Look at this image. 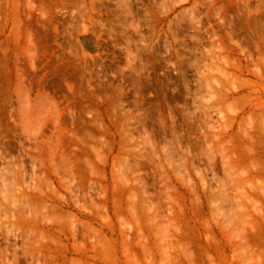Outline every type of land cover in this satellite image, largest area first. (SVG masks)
Segmentation results:
<instances>
[{"label": "rangeland", "instance_id": "rangeland-1", "mask_svg": "<svg viewBox=\"0 0 264 264\" xmlns=\"http://www.w3.org/2000/svg\"><path fill=\"white\" fill-rule=\"evenodd\" d=\"M0 76V264H264V0H0Z\"/></svg>", "mask_w": 264, "mask_h": 264}, {"label": "bare ground", "instance_id": "bare-ground-1", "mask_svg": "<svg viewBox=\"0 0 264 264\" xmlns=\"http://www.w3.org/2000/svg\"><path fill=\"white\" fill-rule=\"evenodd\" d=\"M0 78H1V76H0ZM1 80H2V79H1ZM1 83H2V82H1ZM1 85H3V84H1ZM1 85H0V86H1ZM0 89H3V87L0 88ZM2 91H3V90H2ZM4 91H5V90H4ZM134 91H135V90H134ZM3 94H6V92L3 93ZM135 94H136V92H135ZM0 95H1V93H0ZM22 98H23V97H22ZM22 98H21V99H22ZM0 99H1V98H0ZM2 99H4L3 96H2ZM2 101H3V100H2ZM2 101H1V102H2ZM1 102H0V103H1ZM3 102H4V101H3ZM3 102H2V104H3ZM21 102H22V101H21ZM159 102H160V101H159ZM2 104H1V105H2ZM134 104H135V102H134ZM136 104H137V103H136ZM137 105H138V104H137ZM4 106H5V105H3V107H4ZM162 107H163V105H162ZM0 108H1V107H0ZM1 109H2V108H1ZM1 109H0V110H1ZM2 111H4V109H3ZM5 112H6V111H5ZM2 113H3V112H2ZM2 113H1V114H2ZM6 113H7V112H6ZM0 117H1V116H0ZM4 117H5V116H4ZM4 117H2V118H4ZM0 120H1V121H0V128H1V125H2L4 122H2V119H1V118H0ZM4 120H5V119H3V121H4ZM146 121H147V120H146ZM146 121H145V123H146ZM5 122L7 123V121H5ZM1 123H2V124H1ZM6 125H7V124H5V125L3 124V125H2V130H4V129H3V126H6ZM4 128H6V127H4ZM138 134H139V133H138ZM142 135H143V133H142ZM142 135H140V136H142ZM145 135H147V134L145 133ZM145 135H144V137H145ZM0 136H1V134H0ZM2 136H3V135H2ZM2 136H1V139L3 138ZM4 136H5V135H4ZM13 136L15 137L16 135L14 134ZM147 136H148V135H147ZM147 136H146L145 138H147ZM5 137H6V136H5ZM9 138L11 139L12 136H11V137H8V138L6 137V141H5L4 143H7V140L10 141ZM140 138H141V137H140ZM140 138H139V140H140ZM14 139H15V138H14ZM174 139H175V138H174ZM178 139H179V137H178ZM11 140H13V139H11ZM15 140H16V139H15ZM15 140H14V141H15ZM36 140H37V139H36ZM135 140H136V139H135ZM137 140H138V138H137ZM141 140H142V138H141ZM145 140H147V139H145ZM16 141H17V140H16ZM171 141H174L173 138H172ZM38 142H41V141H38ZM43 142H44V141H43ZM43 142H42V143H43ZM2 143H3V142H2ZM2 143H0V144H1V145H4V144H2ZM34 143H35V142H34ZM36 144H39V143H36ZM9 145H10V144H9ZM34 145H35V144H34ZM4 146L6 147V145H4ZM13 146H14V145H13ZM19 146H20V144H19ZM43 146H44V145H43ZM43 146H42V149L44 148ZM0 147H2L1 149L4 148L3 146H0ZM24 148H25V147H24ZM9 149H10L11 152L13 151V150H11V149H12L11 147H10ZM26 149H27V148H26ZM34 149H35V148H34ZM36 149H37V148H36ZM4 150H5V149H4ZM30 150H31V149H30ZM32 150H33V149H32ZM43 150H47V149H43ZM8 151H9V150H8ZM10 151H9V152H10ZM25 151H27V150H25ZM47 151H48V150H47ZM3 152H5V151H3ZM11 152L9 153V155H10V154H14L13 152H12V153H11ZM28 152H29V150H28ZM33 152H34V151H33ZM7 153H8V152H6V154H7ZM36 153L39 154L40 151H39V152L36 151ZM42 153H43V152H42ZM30 154H31V152H30ZM43 154H44V153H43ZM0 156L2 157V150H0ZM31 156L35 157L33 154H31ZM49 156H50V155H49ZM17 157H18V156H17ZM33 157H32V159H33ZM44 157H45V156H44ZM2 158H4V157H2ZM7 158H8V157H6V159H7ZM12 158H14V156H12ZM12 158L10 157V159H9V160L7 159V160H8V161H11ZM15 158H16V157H15ZM15 158H14V159H15ZM34 159H35V161H36L37 159L40 160L38 157H37V159H36V157H35ZM2 160H4V159H2ZM18 160H20V159H18ZM38 160H37V162H38ZM12 161L15 162V160H12ZM12 161H11V163H9V164H12ZM21 162H24V160H23V161L21 160ZM32 162H33V161H32ZM32 162H31V163H28V162H27V164H30L31 167L33 168L34 165H36V162H35V163L33 162L34 165L32 164ZM39 163H41V162L39 161ZM6 164H8V162H7ZM6 164H5V165H6ZM15 165H16V164H15ZM24 165H26V164H24ZM0 166H1L0 170L3 169V166H2V165H0ZM11 166H12V165H11ZM8 167H9V166H8ZM26 167H27V166H26ZM29 167H30V166H29ZM35 167H36V166H35ZM38 167H39V166H37V168H38ZM17 168H18V167H17ZM17 168H16V170L18 171ZM11 169H12V168H11ZM34 169H35V168H34ZM27 170H28V169H27ZM36 170H37V169H36ZM1 171H2V170H1ZM3 171L5 172L6 170L4 169ZM13 171H14V169H13ZM30 171H32V170L30 169ZM33 171L35 172V170H33ZM33 171H32V172H33ZM14 172H15V171H14ZM18 172H19V171H18ZM18 172H17V173H18ZM7 173H8V172H7ZM7 173L5 172V174H7ZM30 173H31V172H30ZM30 173H29V174H30ZM1 174H2V173H1ZM31 174H32V173H31ZM8 175H13V173H12V174H8ZM2 176H3V175H2ZM6 177L9 178L8 176L5 175V178H6ZM16 177H18V176H16ZM16 177H15V179H16ZM31 177H32V175H31ZM2 178H4V177H1V179H2ZM7 178H6V180H8ZM9 179H11V178H9ZM18 179H19V178H17V180H18ZM135 179H136V178H135ZM3 180H5V179H3ZM3 180H2V181H3ZM6 180H5V181H6ZM138 180H139V179H138ZM138 180H137V182H138ZM11 181H12V183H13V185H14V184H15L14 181H13V180H11ZM11 181H10V182H11ZM140 181H141V179H140ZM0 182H1V180H0ZM7 182H8V186H10V185H9V184H10L9 181H7ZM7 182H5L6 185H7ZM17 182H19V180H18ZM141 182H142V181H141ZM141 182H140V183H141ZM3 183H4V182H3ZM140 183H139V184H140ZM16 184H17V183H16ZM133 184H134V183H133ZM141 184H143V182H142ZM4 186H5V185H4ZM15 186H16V185H15ZM15 186H14V187H15ZM133 186H135V184H134ZM139 186H141V185H139ZM139 186H138V187H139ZM142 186H143V185H142ZM0 187H1V186H0ZM5 187H6V186H5ZM35 187H38V186L36 185ZM79 187H81V186H79ZM82 187H83V181H82ZM82 187H81V188H82ZM138 187H137V188H138ZM144 187H145V186H144ZM12 188H13V187H12ZM12 188H10V189L13 190ZM38 188H40V187H38ZM38 188H36V189H38ZM3 189H4V188H3ZM3 189H1V191H2ZM8 189H9V188H8ZM8 189H7V190H8ZM10 189H9V190H10ZM34 189H35V188H34ZM34 189H33V190H34ZM36 189H35V190H36ZM41 189H42V188H41ZM79 189H80V188H79ZM82 189H83V188H82ZM138 189H139V188H138ZM7 190H6L5 193H7ZM9 190H8V191H9ZM11 190H10V192H12ZM35 190H34V192H36ZM39 190H40V189H39ZM39 190H38L37 192H40ZM51 190H52V189L50 188V191H49V192H51ZM53 190H54V189H53ZM70 190H71V189H70ZM144 190H146V189H143V190L140 189V191H144ZM14 191H15V188H14V190H13V193H10V192H8V193L14 195V194L16 193V192L14 193ZM22 191H23V190H22ZM71 191H72V190H71ZM42 192H44L43 189L41 190V193H40V194H42ZM1 194H2V193H1ZM1 194H0V195H1ZM10 194H8V196H9ZM17 194H18V193H17ZM17 194H16V195H17ZM5 195H6V194H5ZM25 195H26V193L24 194L23 198L25 197ZM44 195H45V194H44ZM2 196H3L4 198L7 197L6 199H8V198L10 199V198L13 197L12 195H11L10 197H8V196H4V195H2ZM14 196H15V195H14ZM18 196H19V195H18ZM18 196H16V198H17ZM32 196H33V194H32L31 196L29 195L28 197H31V198H32ZM20 197H22V196H20ZM28 197H27V195H26V197H25L26 200L28 199ZM0 198H1V196H0ZM4 198H3V199H4ZM14 198H15V197H14ZM14 198H12L11 200H15V199H16V198H15V199H14ZM18 198H19V197H18ZM1 199H2V198H1ZM32 199H33V198H32ZM40 199L42 200V198H40ZM40 199H39V200H40ZM18 200H19V199H18ZM34 200H35L36 203H38V202L41 201V200H40V201H39V200L36 201L37 199H33V201H34ZM43 200H44V199H43ZM2 201H3V200H2ZM2 201H0V204H2L3 202H4V203H8V202H6L5 200H4L3 202H2ZM33 201H32V202H33ZM18 202H19V201H18ZM18 202H16V200H15V203H17L18 205H19V204L21 205V202H20V203H18ZM30 202H31V201H28L29 204H30ZM32 202H31V203H32ZM22 203H23V202H22ZM40 203H41V202H40ZM8 204H9V203H8ZM8 204H7V205H8ZM17 204H15V207H17ZM23 204H24V203H23ZM5 205H6V204H5ZM20 205H19V206H20ZM27 205H28V204H27ZM30 205H31V204H30ZM30 205H29V207L34 206L33 208H35V207L37 208V205H38V204H35L36 206H35V205H31V206H30ZM41 205H42V204H41ZM19 206H18V208H19ZM38 206H39V205H38ZM3 207L5 208V206H3ZM21 207L24 208V206H22V205H21ZM6 208H8V207H6ZM18 208L16 209L17 211L20 210V209L18 210ZM39 208H40V206H39ZM41 208H42V206H41ZM41 208H40L39 210H41ZM24 210H25V209H24ZM27 210H28V209H27ZM0 211H3V209L0 208ZM6 211H7V209H6ZM30 211H31V210H30ZM35 211H36V210H35ZM35 211H34V212H35ZM13 212H14V210H13ZM21 212H22V210H21ZM32 212H33V211L28 212V214L33 215V216H30V215H29V216H30V218H29V217H27V215H26V216H25V217H26L25 221H30L29 219H31V220H35V219H36L35 222H38L37 219H39V218H36V217H38L39 214H40V215H43V214L40 213V212H39V213H36V212H35L36 214H38V216L34 217V216H35V213L33 214ZM37 212H38V211H37ZM2 213H5V212L3 211ZM2 213L0 212V214H2ZM16 213L18 214V212H16ZM23 213H24V212H23ZM19 214H21V213H19ZM23 215H25V213H24ZM23 215H22V217H24ZM15 216H16V214H14V217H15ZM0 217H1V216H0ZM22 217L20 216V218H18V219H21ZM32 217H33L34 219H33ZM27 218H29V219H27ZM14 219H16V217H15ZM14 219H13V220H14ZM41 219H42V218H41ZM41 219H39V220H41ZM70 220H71V219H70ZM17 221H18V220H17ZM21 221H22V220H21ZM39 223H43V222L41 221V222H38V224H39ZM0 224H1V223H0ZM1 226H3V225L1 224ZM74 226H75V225H74ZM74 226H72V227H74ZM0 228L2 229V232H1V230H0V236H1L2 233H3V231H4L5 229H4L3 227H0ZM9 229H10V228H9ZM9 229H8V230H9ZM36 230H38V229H36ZM44 230H45V229H44ZM47 230H48V229L45 230L46 233H48V235H50V238H53V236L51 237L50 232H48ZM5 231H7V229H6ZM11 231H12L11 229H10V231H7V232H9V235H10V232H11ZM26 231H27V230H26ZM45 231L43 232V229H42L41 233H43V235H41V233H40V235L38 234V236H36L37 233L34 231L33 234L36 233L35 236H36V237H39V239H38V238L36 239L37 243H38L39 240H40V236H41V240H43L42 237H44V236L47 235V234H46V235L44 234ZM75 231L77 232L76 229L74 230V232H75ZM22 232H23V230H22ZM24 232H25V230H24ZM24 232L22 233V236L24 235ZM60 232H64V231L61 230ZM82 232H83V231H82ZM82 232H81V233H82ZM14 233H15V232H13V234H14ZM28 233H31V232H28ZM52 233H53V231H52ZM55 233H56V232H55ZM83 233H84V232H83ZM83 233H82V234H83ZM6 234L8 235V233H6ZM6 234H3L4 236H3V235H2V236L5 237V236H7ZM60 234H61V233H60ZM78 234H79V233H78ZM29 235H30V234H29ZM52 235H54V233H53ZM55 235H56V234H55ZM55 235H54V236H55ZM73 235H74V234H73ZM75 235H77V233H76ZM75 235H74V237L76 238ZM56 236H59V235H56ZM56 236H55V238H56ZM25 237H26L27 240H24V241H27V242H26L27 244H28V241L31 242V241L28 239V236L25 235ZM31 237H32V236H30V239H31V240H33V239L35 238V237H32V238H31ZM46 237H47V236H46ZM7 238H8V236L6 237V240H7ZM21 238H22V237H21ZM55 238H54V239H55ZM60 238H61V237H60ZM23 239H25V238L23 237ZM48 239H49V236H48ZM4 240H5V239H4ZM41 240H40V242H43V241H41ZM49 240H50V239H49ZM22 241H23V240H22ZM33 241L35 242V240H33ZM44 241H45V240H44ZM0 242H1V241H0ZM1 243H2V242H1ZM1 243H0V246H1ZM24 243H25V242H24ZM31 243H32V242H31ZM46 243H47V241H46ZM49 243H50V242H49ZM22 244H23V243H22ZM27 244L24 245V246H25V250L23 249V250H22L23 252L26 251V246H30V244H28V245H27ZM40 244H43V245H44V243H40ZM2 245H4V244H2ZM36 245H37V244H36ZM38 245H39V243H38ZM21 246H22V245H21ZM21 246H20V247H21ZM39 246H41V245H39ZM3 247H4V246H3ZM5 247H7V245H5ZM30 247H33V246H30ZM22 248H23V247H21V249H22ZM27 248H29V247H27ZM33 248H34V247H33ZM8 249H9V248H8ZM1 250H2V249H1ZM7 251L9 252V250H7ZM12 251H13V250H12ZM28 251H30V250L28 249ZM2 253H3V252L1 251V252H0V255H1V256H2ZM4 253L6 254L7 252H4ZM13 253H14V252H13ZM14 254H15V253H14ZM16 256H17V255H16ZM16 256H14V257H16ZM4 257H7V255L3 256V259H6V258H4ZM14 257H13V258H14ZM17 257H18V256H17ZM17 257L14 258V259H17ZM13 258H12V259H13ZM12 259H11V260H12ZM18 259H19V258H18ZM8 261H9V259H8ZM17 261H19V260H16V261H14V262H17ZM14 262H13V263H14ZM9 263H10V261H9ZM19 263H20V262H19ZM17 264H18V263H17Z\"/></svg>", "mask_w": 264, "mask_h": 264}]
</instances>
